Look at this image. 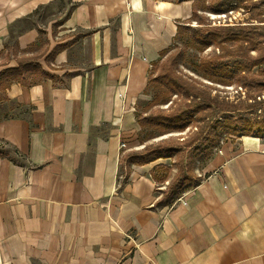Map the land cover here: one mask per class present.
Here are the masks:
<instances>
[{
	"label": "crops",
	"instance_id": "obj_1",
	"mask_svg": "<svg viewBox=\"0 0 264 264\" xmlns=\"http://www.w3.org/2000/svg\"><path fill=\"white\" fill-rule=\"evenodd\" d=\"M57 1L0 0V51L40 55L48 73L0 102V139L24 157L0 156V264H264V141L218 150L170 206L145 164L120 170L191 2L63 0L47 25L14 31Z\"/></svg>",
	"mask_w": 264,
	"mask_h": 264
},
{
	"label": "rangeland",
	"instance_id": "obj_2",
	"mask_svg": "<svg viewBox=\"0 0 264 264\" xmlns=\"http://www.w3.org/2000/svg\"><path fill=\"white\" fill-rule=\"evenodd\" d=\"M218 1H220L219 3H221V1L223 3L225 2L223 0H216L215 3L217 4ZM180 2H183V0L175 3ZM223 5H230L232 9L223 13H204V16L205 14L207 15L210 25H250L248 26V30H250V32L254 35L255 41L257 42L253 47V44H249V47H251L247 52V55H250V57H260L261 54H264V21H262L264 20V0H236V2L233 1L231 3L225 2ZM59 6V1H57L39 9V11L33 14L28 20H26V22L16 25L14 31L18 29L17 27L21 29L22 27L30 26L34 23L39 26L47 25L50 19L58 16ZM186 21L187 20H178L177 22L178 25H184L187 24ZM195 22L196 21H192V23L189 24L196 25ZM187 33L188 32L180 31L177 37L174 36L168 52H165L164 55H160V57L155 61L156 68L152 69V77H155L158 70L162 69L161 67L163 64L168 62V72L170 71L171 74L176 75L178 80L188 83V86L186 87L190 88V95L186 97L187 99L183 97L181 99L180 97L181 100H177L178 98H174L175 95H173L172 98L174 99L175 104L173 105L172 110H170L171 108L166 109L168 105L167 103L150 106L148 105V102L150 101L149 99L152 97V94L154 92L160 94V92H158L156 88H153V85H149L146 92H144V96L137 102L135 110V114L138 113L140 117L152 113L155 109L159 108L164 109V116L182 115L183 113L186 114V111L194 112L203 107L205 102L207 103L208 101H212L213 106H209V109L205 108L200 111L198 110V113L192 116L189 125L182 131H168L165 134H160L164 130L160 126L158 128H155V126H147L148 129H146V132L149 130H156V136L144 142L145 144L150 145L151 149H157L160 151L161 149H167L170 147L178 151L176 157H160L145 164L146 167L150 169V173L156 176L165 175L169 169V178L166 181L163 183L156 181V185L159 188L158 196L160 200L161 198L163 199L166 194L169 195L170 187L177 184L179 180L182 181L183 177L185 179L188 178L190 181L186 182V184L178 190H189L196 185L204 176L203 168L205 164L218 150L222 148L235 150L239 147V143L247 141L246 138H256L264 141V137L256 136L254 134H222L216 139L215 147L212 149L211 155L204 156L203 149L210 145V140L213 138V131H211L210 128H212L222 116L234 114V112L230 113L222 112V110L218 111V108L225 109L226 105H237L238 109H240L238 112L239 114L245 115L246 113H250V115L253 114L254 116H261L264 114V65L254 66L252 67V71H243L239 75L234 76L230 85L212 82L199 75L197 70L194 71L193 67L195 66V58L200 56L202 57L207 54L210 55L212 53L218 54L222 51L216 47L207 48L203 52L197 51L195 47L192 46V37L187 35ZM12 35L9 37V40L11 41L13 40ZM13 49L14 48L10 47V49L5 48L0 51V63L5 61L7 54L10 57L9 59L14 57ZM224 51L227 52L226 59L228 60L234 59L235 56L231 54H238L240 51L243 55H245V51L243 49L239 50L238 44L228 43L227 48L224 49L223 52ZM15 54L16 57H19L18 51H16ZM176 56L178 57L176 63L171 64L170 61L174 60ZM163 70L167 69L163 68L161 71ZM247 105L250 106L248 108L249 111H245V107ZM230 127H233V125ZM144 136L145 131L143 130L142 132L139 130L137 140L139 141V139ZM2 145V151H5V153L10 155L12 158L16 157L11 147L8 145L4 146V144ZM136 146V149L133 147H124L121 152L123 157L127 156V154L132 151H139L143 147V144L138 143ZM201 153H203V155ZM156 163H162L161 167L157 168L155 166ZM123 179V176L120 177L119 182H122ZM168 182L170 183L168 184ZM178 190L177 194L179 195L186 192ZM30 264L54 263H44L33 259Z\"/></svg>",
	"mask_w": 264,
	"mask_h": 264
},
{
	"label": "trees",
	"instance_id": "obj_3",
	"mask_svg": "<svg viewBox=\"0 0 264 264\" xmlns=\"http://www.w3.org/2000/svg\"><path fill=\"white\" fill-rule=\"evenodd\" d=\"M59 1V8L63 6V0ZM169 2H177L181 0H163ZM183 1H191L192 2V13L190 18L186 21L187 24L177 26V32L175 37L178 36L180 31L188 32L187 35L192 37V46L199 52H203L205 49L210 47H216L221 53H212L210 55L200 56L195 58V66L194 71L197 70L198 74L205 77L206 79L224 85H230L232 82V78L234 76L239 75L240 73L252 71V67L258 65H264V54H261L260 57H250L247 55V52L250 50L249 44L255 45L257 41H255L254 35L248 30V26L250 25H210L209 20L207 19V15L204 13H223L226 12L232 7L230 5H223L225 2H236V0H223L224 3L218 1L216 4V0H183ZM45 7V6H44ZM40 7V9L44 8ZM39 11V8L34 11V14ZM202 11V12H199ZM192 21H196V25H191ZM264 21V20H262ZM190 38V37H189ZM228 43L238 44L239 50L243 49L245 51V55H243L240 51L238 54H231L234 59L228 60L227 52L223 50L227 48ZM248 45V46H247ZM13 54L15 60L17 62V66L5 67L0 70V101L6 99L5 90L12 84L13 82H20L22 84H30L32 82V77H47L48 73H46L36 62L40 55L33 56H20L16 57L15 53L17 49L12 47ZM168 48L162 50L160 55H164L165 52H168ZM226 54V55H224ZM177 56L174 60H171L170 63H176ZM9 55H6L5 61L0 63V66H4L9 61ZM156 62L152 63L151 71L148 78V84L146 89H148L149 85H153V88H156L158 93H153L152 97L149 99L148 105L156 106L160 104L167 103V107L172 110L173 105L175 104L174 99L181 100L182 97L187 99L189 96L190 88L186 82L178 80L176 75L168 72V62L163 64L162 69H167L161 71L158 70V73L155 77H152V69L156 68ZM168 67V68H167ZM145 89V92H146ZM181 97V99H180ZM209 106L212 105V101H208L204 103V106L200 109H197L194 112L186 111V114L182 115H172V116H164V109L159 108L155 109L152 113H149L145 116L140 117L138 113L135 114L136 120L140 126V130L145 131V136L139 139V143L143 144V147L139 151H132L127 154V156L123 157V154L120 155L119 165L120 170L123 172L126 171L130 164H146L148 162L154 161L160 157H176L178 151L174 148H167L155 150L151 149L150 145L145 144L144 142L149 140L150 138L156 136V130H149L146 132L147 126H155L158 128L159 126L164 129L160 134H165L168 131H182L188 125L192 119L193 115H196L198 110L201 109H209ZM250 106L247 105L245 107V111H249ZM248 109V110H247ZM168 110V111H170ZM222 110V112H234L233 115H224L222 116L217 123L214 124L211 131H213V138L210 140V145L203 149L204 156H209L212 153V149L215 147L216 139L222 134L229 135H250L254 134L256 136L264 137V114L263 115H250V113L239 114V110L237 105H226L225 109L218 108V111ZM157 111V112H156ZM156 112V113H155ZM229 113V114H230ZM237 113V114H236ZM233 125V127H230ZM157 134V135H160ZM166 138V137H164ZM8 145L12 148L13 153L17 158L23 159V155L18 151V149L14 148L8 142L3 139H0V156L10 158V155L5 153L3 150V145ZM203 153H201L203 155ZM208 159V158H206ZM13 161L17 162L13 158ZM162 163H157L155 166L157 168L161 167ZM192 167V166H190ZM192 169V168H190ZM125 170V171H124ZM179 170V169H178ZM177 170V171H178ZM169 169L165 175L156 176L152 175L154 181H158L163 183L169 178L168 175ZM126 174V173H125ZM175 177V175H174ZM190 181L188 178H184L182 181H178L177 184L170 187L169 195L166 194L163 199H159L158 204L170 206L177 198L181 195L177 194V190L182 188L186 182ZM170 182H168L169 184ZM185 189V188H184ZM180 189L178 191H181ZM186 191V190H183Z\"/></svg>",
	"mask_w": 264,
	"mask_h": 264
}]
</instances>
